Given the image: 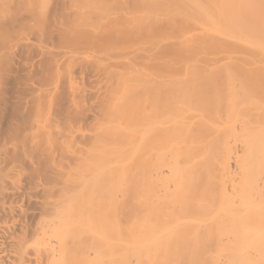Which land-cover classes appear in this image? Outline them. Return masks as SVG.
<instances>
[{
	"label": "bare ground",
	"instance_id": "1",
	"mask_svg": "<svg viewBox=\"0 0 264 264\" xmlns=\"http://www.w3.org/2000/svg\"><path fill=\"white\" fill-rule=\"evenodd\" d=\"M0 264H264V0H0Z\"/></svg>",
	"mask_w": 264,
	"mask_h": 264
}]
</instances>
